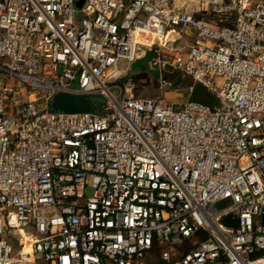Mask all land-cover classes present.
I'll return each instance as SVG.
<instances>
[{
	"label": "built area",
	"instance_id": "1",
	"mask_svg": "<svg viewBox=\"0 0 264 264\" xmlns=\"http://www.w3.org/2000/svg\"><path fill=\"white\" fill-rule=\"evenodd\" d=\"M76 2L0 0V264H264V0ZM186 30L152 64L215 106L137 96L132 62Z\"/></svg>",
	"mask_w": 264,
	"mask_h": 264
},
{
	"label": "rangeland",
	"instance_id": "2",
	"mask_svg": "<svg viewBox=\"0 0 264 264\" xmlns=\"http://www.w3.org/2000/svg\"><path fill=\"white\" fill-rule=\"evenodd\" d=\"M193 8H196V3H192ZM192 30H186L185 34L178 42L170 43L165 47H152L151 51L153 55H148L146 58L136 59L132 62L130 67V72L135 75L133 77L136 85L135 93L139 97L149 98V99H160L165 103L173 105L175 108H180L191 94V85L194 84L193 80L190 78L182 79L180 75H173L171 67L163 66V62L158 64H152V60L159 57L163 61H169L172 55V50L178 47H186L191 43L195 42L192 37ZM153 56V57H152ZM152 57V58H151ZM120 67L126 66V61L120 59L118 62ZM163 79V80H162ZM16 87H20V84H16ZM46 91L38 90L37 97L46 95ZM88 99L86 96H84ZM97 98V97H95ZM44 103V97L38 104L41 106ZM94 109H92L93 111ZM87 196L92 194V188L87 187L85 190ZM17 236L12 237L9 241L16 244Z\"/></svg>",
	"mask_w": 264,
	"mask_h": 264
},
{
	"label": "water",
	"instance_id": "3",
	"mask_svg": "<svg viewBox=\"0 0 264 264\" xmlns=\"http://www.w3.org/2000/svg\"><path fill=\"white\" fill-rule=\"evenodd\" d=\"M83 0H77L76 6L79 8ZM49 105L51 108L67 112H88L91 108L90 102L83 95H71L68 93H56L50 97ZM223 223L229 227L236 228L237 218L235 216H226Z\"/></svg>",
	"mask_w": 264,
	"mask_h": 264
},
{
	"label": "trees",
	"instance_id": "4",
	"mask_svg": "<svg viewBox=\"0 0 264 264\" xmlns=\"http://www.w3.org/2000/svg\"><path fill=\"white\" fill-rule=\"evenodd\" d=\"M150 51L146 52L142 58H146L148 55H153L152 52H150ZM129 75L132 77H135V75L131 72H129ZM173 75H178V72H174ZM95 97L96 96H89V98H88L89 102L93 103L94 101L99 100V98H95ZM188 99L200 100V101L210 105L211 107L215 106V104L217 103V99H216L215 95L212 94L211 92H209L208 89H206L204 86H202L201 84H198V83H194L191 85V94H190Z\"/></svg>",
	"mask_w": 264,
	"mask_h": 264
},
{
	"label": "bare ground",
	"instance_id": "5",
	"mask_svg": "<svg viewBox=\"0 0 264 264\" xmlns=\"http://www.w3.org/2000/svg\"><path fill=\"white\" fill-rule=\"evenodd\" d=\"M171 38H179V33L174 32V31H169L165 35V40H168ZM154 39H155V33L150 32V31H146L138 38V42L140 44H144V45L149 46V45L153 44Z\"/></svg>",
	"mask_w": 264,
	"mask_h": 264
},
{
	"label": "crops",
	"instance_id": "6",
	"mask_svg": "<svg viewBox=\"0 0 264 264\" xmlns=\"http://www.w3.org/2000/svg\"><path fill=\"white\" fill-rule=\"evenodd\" d=\"M182 105V104H181Z\"/></svg>",
	"mask_w": 264,
	"mask_h": 264
}]
</instances>
